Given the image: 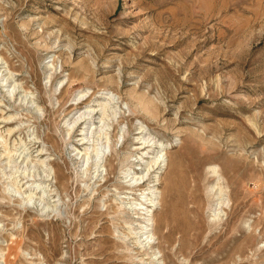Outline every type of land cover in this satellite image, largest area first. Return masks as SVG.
Returning <instances> with one entry per match:
<instances>
[{
  "label": "rangeland",
  "instance_id": "rangeland-1",
  "mask_svg": "<svg viewBox=\"0 0 264 264\" xmlns=\"http://www.w3.org/2000/svg\"><path fill=\"white\" fill-rule=\"evenodd\" d=\"M0 264H264V0H0Z\"/></svg>",
  "mask_w": 264,
  "mask_h": 264
},
{
  "label": "bare ground",
  "instance_id": "bare-ground-1",
  "mask_svg": "<svg viewBox=\"0 0 264 264\" xmlns=\"http://www.w3.org/2000/svg\"><path fill=\"white\" fill-rule=\"evenodd\" d=\"M95 107L96 106L89 104V105H87L86 110L85 109L82 110V111L80 110L78 112L72 113L69 116L70 117L69 118L70 125H68V126H70V128H69L70 130H72L78 124L87 125V126L83 127L82 132L80 134L81 136H83L80 139L82 141L81 145H86L88 143V141H90V140H88L89 139V134H90V129H92V124L94 122L93 119L95 118V115L97 114V110L95 109ZM151 142H152V140L151 141L146 140L145 142H142L141 146L138 149V152H140V151L142 152V151H145V150L148 151L149 149H151L153 147V144H151ZM150 153L151 152H148V154H150ZM165 156H167V157L165 158ZM163 163H165L164 166H163ZM163 168H166V171L164 172L165 176L163 178H161L162 181L159 184H162V183L165 184V182H166L165 185L168 187V185H169L167 183L168 182V175H169V173H170V171L172 169V161H170V159H169L168 149H166L165 155L159 156L158 159L155 161V163L152 166H150V168L147 169V170L150 172L151 170L154 171V169L158 170V169H163ZM143 176H144V171L141 172V173H136V175L133 176L132 179H136V186H140L141 185L140 179H142V181H143L144 180ZM131 186L134 187V184H131ZM155 186L156 185H153V186L149 187V189H154ZM169 188H170V186H169ZM169 188H165L164 193H162V200H164V202H166V197L168 196ZM150 193L152 195H151L150 199L146 198L147 199L146 200L147 201L146 206L145 207L142 206V207H139L138 209H135V211L136 210L138 211L137 213L145 215V221H146L145 227L146 228L149 227L150 225H153L151 221L154 219V211L155 210L153 211V209L156 207V204H155V201H154L156 199V197L155 198L152 197L154 194H156V192H155V190H151V192H148L147 195H149ZM171 197L173 198V195H171ZM219 206H220V204L218 205V207ZM168 211H169V209L166 206V209L164 211L166 215L168 214ZM150 230L151 229L148 228L147 231H146V233H148L149 236L151 234L149 232Z\"/></svg>",
  "mask_w": 264,
  "mask_h": 264
}]
</instances>
